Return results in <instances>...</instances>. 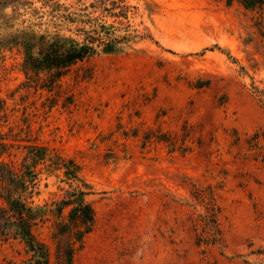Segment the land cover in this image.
<instances>
[{
    "label": "rangeland",
    "instance_id": "rangeland-1",
    "mask_svg": "<svg viewBox=\"0 0 264 264\" xmlns=\"http://www.w3.org/2000/svg\"><path fill=\"white\" fill-rule=\"evenodd\" d=\"M93 19L134 37L54 82H28L22 48H0V161L18 165L33 144L80 166L94 226L72 264H264V7L0 0V41L19 31L83 41ZM47 164L37 204L70 189ZM52 222L34 232L55 264ZM26 258L17 238L0 240V264Z\"/></svg>",
    "mask_w": 264,
    "mask_h": 264
},
{
    "label": "trees",
    "instance_id": "trees-1",
    "mask_svg": "<svg viewBox=\"0 0 264 264\" xmlns=\"http://www.w3.org/2000/svg\"><path fill=\"white\" fill-rule=\"evenodd\" d=\"M226 5L234 1L247 10L264 7V0H224ZM75 22V17H69ZM93 21V23H92ZM92 21L89 30L82 29L83 41L59 34H37L19 31L12 34L4 45H19L23 50L22 69L28 82L38 80L41 73L54 82L73 64L99 54H116L123 51L134 36L119 35L111 24ZM86 23V21L84 22ZM251 146L259 140L254 132ZM4 151L10 144L4 143ZM18 165L0 161V240L17 238L23 244L27 258L24 264H51L47 243L38 238L34 227L53 219L51 239L54 245L55 264H72L74 252L82 246L84 237L94 226V210L87 196L92 186L80 175V166L72 158L50 155L47 148L27 144ZM48 161L47 166L62 170L63 180L70 189L61 199L49 204L34 203L38 194L37 166Z\"/></svg>",
    "mask_w": 264,
    "mask_h": 264
}]
</instances>
